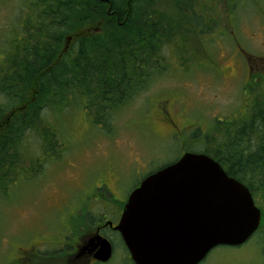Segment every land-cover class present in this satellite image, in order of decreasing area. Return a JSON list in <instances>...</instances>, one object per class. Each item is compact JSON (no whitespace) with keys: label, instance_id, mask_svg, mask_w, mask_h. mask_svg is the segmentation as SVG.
<instances>
[{"label":"rangeland","instance_id":"obj_1","mask_svg":"<svg viewBox=\"0 0 264 264\" xmlns=\"http://www.w3.org/2000/svg\"><path fill=\"white\" fill-rule=\"evenodd\" d=\"M24 1L0 0V66L7 62V55L3 57L6 41ZM165 1L162 6L156 5L179 14L174 20L185 21V15L190 23L200 22L197 35L186 38L183 53L165 49L171 61L167 73L120 113L109 128L95 125L81 108L65 113L60 126H50L52 131L66 136L64 145L68 151L37 181L20 182L5 199L0 196V264H15L11 261L20 256L21 247L55 236L60 220L72 212L70 218L74 217L84 203L93 199L98 188L108 184L118 200H126L148 171L182 152L191 133L195 131V136L187 146L202 149L205 137L214 131L218 121L246 119L251 100L264 92V69L258 71L262 65L252 61L249 66L245 60L264 57V0ZM167 100H172V111L180 123L191 128L186 138L175 136L177 140L171 141L172 128L154 126L153 121L166 123L170 116L176 118L165 105ZM44 116L51 125L52 114ZM33 136L29 135L28 143L33 144L31 150L36 153L38 144ZM77 226L75 221L73 232ZM109 235L117 253L107 264H132L120 238ZM201 264H264V220L244 245L220 246Z\"/></svg>","mask_w":264,"mask_h":264},{"label":"trees","instance_id":"obj_2","mask_svg":"<svg viewBox=\"0 0 264 264\" xmlns=\"http://www.w3.org/2000/svg\"><path fill=\"white\" fill-rule=\"evenodd\" d=\"M163 2H23L6 41L7 62L0 66L2 198L63 159L66 136L50 126H60L65 113L81 108L95 125L110 126L167 73L171 61L165 49L183 53L185 48L173 43L193 31L158 9ZM251 101L246 119L218 121L202 153L250 189L264 217V92ZM48 112L54 117L51 125L44 118ZM30 134H35L36 153Z\"/></svg>","mask_w":264,"mask_h":264},{"label":"water","instance_id":"obj_3","mask_svg":"<svg viewBox=\"0 0 264 264\" xmlns=\"http://www.w3.org/2000/svg\"><path fill=\"white\" fill-rule=\"evenodd\" d=\"M250 190L204 154H186L152 174L130 196L118 231L135 264H200L219 246H240L259 229ZM108 262L109 240L89 239L82 253Z\"/></svg>","mask_w":264,"mask_h":264},{"label":"flooded vegetation","instance_id":"obj_4","mask_svg":"<svg viewBox=\"0 0 264 264\" xmlns=\"http://www.w3.org/2000/svg\"><path fill=\"white\" fill-rule=\"evenodd\" d=\"M166 104L169 106L171 112L174 113L172 111L174 107L172 100L171 102L170 100H167L165 105ZM174 115L176 116L175 113ZM167 121L168 122L166 123L161 121H153V124L155 127L170 126L172 128L170 136L174 135L181 137L188 129L184 127L182 123H180L177 116L176 118L170 116ZM139 185L137 187H139ZM105 187H108V184H106L104 188ZM107 197L110 198L109 201L111 202L110 204H112L113 208L111 209L107 202L95 203L97 205L92 203L90 206V210L92 211L91 214L95 212L96 207L97 219L90 220L88 227H85L83 224H78V226L75 228V231L73 232V226L76 218H70L73 213L72 212L69 217L60 220L59 224H57L56 230H58V232L55 236L52 238L46 237L44 240H39L38 244L35 242H30L28 248L21 247L18 253L20 256L11 262L15 264H102L95 259V251H86L85 253H82L80 250L82 249L83 245L86 244L88 239L95 235L99 234L107 238V236H109V232L116 233V231L113 230V227L119 223L127 199L118 200L113 193L107 195ZM77 221L79 222V220ZM110 224H112L113 227H111ZM68 227L70 230H68ZM75 237L78 238L74 239ZM113 243L114 242L112 241V244ZM52 245H54V249L51 248ZM40 246H47L49 249L41 250ZM113 247L115 249L114 244Z\"/></svg>","mask_w":264,"mask_h":264}]
</instances>
